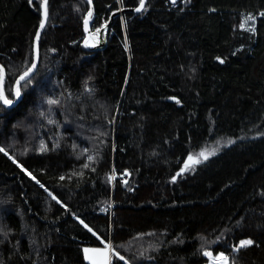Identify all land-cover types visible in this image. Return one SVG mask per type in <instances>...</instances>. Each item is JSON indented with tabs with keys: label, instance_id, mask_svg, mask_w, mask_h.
I'll list each match as a JSON object with an SVG mask.
<instances>
[{
	"label": "trees",
	"instance_id": "16d2710c",
	"mask_svg": "<svg viewBox=\"0 0 264 264\" xmlns=\"http://www.w3.org/2000/svg\"><path fill=\"white\" fill-rule=\"evenodd\" d=\"M42 1L0 0L12 101ZM93 3L96 32L140 0ZM89 8L48 1L38 69L0 102V264H89L108 244L110 264H264V0H147L95 50Z\"/></svg>",
	"mask_w": 264,
	"mask_h": 264
},
{
	"label": "water",
	"instance_id": "95a60500",
	"mask_svg": "<svg viewBox=\"0 0 264 264\" xmlns=\"http://www.w3.org/2000/svg\"><path fill=\"white\" fill-rule=\"evenodd\" d=\"M48 1L47 0V18H48ZM89 2V5H90V8H89V12L84 20V30L86 32V37L83 41V44L91 49V50H95V49H98V48H103L106 46L107 44V39H106V33L108 31V28L110 27V25L112 24L113 20L115 19L116 16L118 15H121L127 11H130V12H133V13H139L141 12L142 10H144V8L146 7V3H147V0H144V6L143 8H141V2L138 6L136 7H130V8H122V9H117L115 11H113L109 17V19L107 20V22L100 28L98 29L99 31H96V32H93L92 31V24H93V21L95 19V7H94V3H93V0H87ZM170 1L171 3H175V2H178L179 0H168ZM140 9V11H137V9ZM44 11H45V8H44V4H43V1H42V4H41V14H42V20H44ZM91 14V15H89ZM41 20V21H42ZM87 22V23H86ZM46 23H47V19L45 20V23H44V27L41 28L40 25H39V28L35 34V37H34V42H33V55H34V61H33V64L31 65V67L26 71L29 73L28 77L25 78V80H20V77L23 74H21L19 77H17V79L15 80L14 82V85H13V95H14V101L12 102V104L10 105H5L2 101H0L4 107L6 108H13L15 107L21 100V92H20V96L17 97L15 92H16V88H17V81H19V89H20V85L25 82L26 80H28L29 78H31L35 72L37 71L38 69V66H39V62H40V39L42 37V34L44 32V29H45V26H46ZM37 33H39V39H37ZM92 39L93 40V44H89L88 41ZM34 65V67H33ZM0 68L3 69V80L2 82H0V88H2L3 92H4V95L6 96V93H5V82H6V77H7V70L5 68V66L0 62ZM7 97V96H6ZM193 162L192 161H189V159L187 158L186 161H185V165L188 164V165H191ZM186 169V167L184 166L181 170V172H184Z\"/></svg>",
	"mask_w": 264,
	"mask_h": 264
},
{
	"label": "snow or ice",
	"instance_id": "6c2138e0",
	"mask_svg": "<svg viewBox=\"0 0 264 264\" xmlns=\"http://www.w3.org/2000/svg\"><path fill=\"white\" fill-rule=\"evenodd\" d=\"M141 2V8H143L144 6V0H140ZM43 4H44V8H45V11H44V20L41 21V25L40 27L43 28L44 27V23H45V20L47 19V0H43ZM137 11H140V9L138 8ZM91 15V14H89ZM87 23V22H86ZM99 31V30H97ZM37 39H39V33H37ZM34 67V65H33ZM29 73L28 72H25L24 75H22L20 77V80H25L26 77H28ZM3 80V69L0 68V82H2ZM17 88H16V96L19 97L20 96V89H19V81H17ZM0 101H2L5 105H10L12 104V100H9L5 95H4V92L2 90V88H0ZM49 103L51 104H54V103H57V101H49ZM231 143V141L229 142ZM0 151H3V149H0ZM214 154V153H213ZM199 157H202L203 159H207V156L205 155L204 151H201L199 154ZM89 159H91V157H89ZM189 161H192L193 163H200V159L197 158V159H194L193 157H189L188 158ZM87 167V165H85ZM186 168H189L190 165L186 164L185 165ZM183 171V170H182ZM254 242L252 240H245V241H241L240 242V246L241 247H246V246H249V245H252ZM112 250V246L110 244L106 245V247L101 250V249H85V253L87 254L88 252H94V253H99L101 254V259L99 261H93V264H108V255H109V252ZM206 255H210V253H205ZM117 256L119 255L118 253L116 254ZM88 259H92V257H87ZM121 260L123 259V257H119ZM219 260H222L223 261V264H228V258L224 256L223 253L220 254V256L217 258Z\"/></svg>",
	"mask_w": 264,
	"mask_h": 264
},
{
	"label": "rangeland",
	"instance_id": "374dc122",
	"mask_svg": "<svg viewBox=\"0 0 264 264\" xmlns=\"http://www.w3.org/2000/svg\"><path fill=\"white\" fill-rule=\"evenodd\" d=\"M243 26L246 27V28H254L255 26V16L252 15V14H245L244 15V19H243ZM91 40V44H93V40ZM245 240H250L249 238H245V239H242L241 241H245ZM240 241V242H241ZM240 242L238 245L235 246V248H238L240 246ZM105 247H94V246H85L84 247V250L85 249H101L103 250ZM207 253H210L209 256V260L204 263V264H223V261L222 260H219L217 259L221 253L224 254L225 257L228 258V264H231V259H230V256L224 252H219L217 254L211 252V251H207ZM87 257H92V259H88ZM85 259L86 261L89 263V264H93V261H99L101 259V254L99 253H94V252H88L87 254L85 253ZM108 259V264H110V254L108 255L107 257Z\"/></svg>",
	"mask_w": 264,
	"mask_h": 264
},
{
	"label": "bare ground",
	"instance_id": "6f19581e",
	"mask_svg": "<svg viewBox=\"0 0 264 264\" xmlns=\"http://www.w3.org/2000/svg\"><path fill=\"white\" fill-rule=\"evenodd\" d=\"M121 9V8H120ZM89 44H91V40L88 41Z\"/></svg>",
	"mask_w": 264,
	"mask_h": 264
},
{
	"label": "built area",
	"instance_id": "2783aa9c",
	"mask_svg": "<svg viewBox=\"0 0 264 264\" xmlns=\"http://www.w3.org/2000/svg\"><path fill=\"white\" fill-rule=\"evenodd\" d=\"M122 9V8H121Z\"/></svg>",
	"mask_w": 264,
	"mask_h": 264
}]
</instances>
